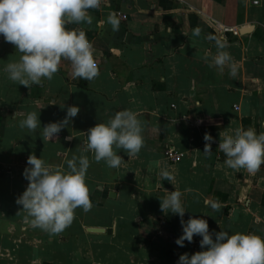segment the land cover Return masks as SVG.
I'll return each mask as SVG.
<instances>
[{
	"label": "crops",
	"instance_id": "crops-1",
	"mask_svg": "<svg viewBox=\"0 0 264 264\" xmlns=\"http://www.w3.org/2000/svg\"><path fill=\"white\" fill-rule=\"evenodd\" d=\"M111 11L120 17L117 32L96 26ZM89 12L92 24L66 27L84 30L96 49L100 74L90 81L73 77L71 61L62 58L51 80L19 85L4 69L21 53L0 35V264H177L181 254L202 250V237L176 244L181 218L160 206L175 188L183 193L185 221L207 219L213 234L264 236V164L255 173L232 169L216 143L237 127L264 132V0H110ZM209 34L226 38L235 77L203 58L217 52ZM72 105L79 113L44 139L42 127L62 121ZM124 109L138 112L144 145L138 154L115 149L123 160L111 168L83 146L90 127ZM31 111L41 121L35 131L19 127ZM206 143L211 153L203 152ZM168 148L182 152V160L170 162ZM82 153L90 160L92 209L77 208L59 234L33 227L16 203L28 184L29 155L66 168ZM155 161L173 172L172 183L158 175Z\"/></svg>",
	"mask_w": 264,
	"mask_h": 264
},
{
	"label": "clouds",
	"instance_id": "clouds-1",
	"mask_svg": "<svg viewBox=\"0 0 264 264\" xmlns=\"http://www.w3.org/2000/svg\"><path fill=\"white\" fill-rule=\"evenodd\" d=\"M109 4L110 0H0V35L21 53L18 61L7 63L4 71L8 73V78L26 87L41 83L43 78L51 80L59 70L62 58L71 61L73 77L86 81L98 77L100 70L96 49L88 40L86 32L69 29L66 25H90L94 17L89 9ZM120 23L119 15L111 11L105 19L96 21V26L104 28L110 25L111 30L117 32ZM192 31L196 37L202 33L199 26ZM205 38L214 40L217 48L216 54L210 59L205 53V61L220 71L227 66L230 75L235 77L238 65L226 50V38L211 34ZM79 111L78 105L68 106L62 121L50 122L42 127V137L52 140ZM19 127L31 131L40 128L37 112L27 113L19 121ZM142 130L137 111H117L106 123L98 122L87 130L83 152L90 151L94 153L96 162L103 160L107 166L118 168L123 158L115 149L138 154L144 145ZM220 136L222 139L218 149L226 155L225 164L228 167L255 173L264 164V132L257 133L254 127H237L230 132H221ZM72 138L65 137L66 140ZM204 140L212 141L213 137L205 133ZM203 152L211 153L210 143L205 144ZM66 164V168L56 166L47 163L41 156L29 155L23 172L28 184L16 199V203L22 205V210L27 213L25 218H31L33 227L53 235L63 232L72 224L77 208L88 212L93 207L86 183L89 157L83 153L73 155ZM154 164L160 169L158 175L172 183L175 177L169 167H161L160 161ZM166 193L160 199L161 210L178 214L181 218L182 235L176 239V244L184 246L185 241H193L194 235L202 237L199 241L202 250L191 255L181 254L177 264H264V236L224 229L213 234L209 231L207 219L191 216L187 221L184 220L186 209L179 188ZM211 207L219 210L221 206L214 203Z\"/></svg>",
	"mask_w": 264,
	"mask_h": 264
},
{
	"label": "built area",
	"instance_id": "built-area-1",
	"mask_svg": "<svg viewBox=\"0 0 264 264\" xmlns=\"http://www.w3.org/2000/svg\"><path fill=\"white\" fill-rule=\"evenodd\" d=\"M123 19H127L126 15H122L121 16ZM91 42V41H90ZM92 43V42H91ZM98 63V62H97ZM98 67H99V63H98ZM219 146V143L216 142ZM221 153H223L222 151H220ZM165 156L167 157V159L172 162V163H178L182 160L184 154L182 152H179L177 150H175L174 148H168L165 150Z\"/></svg>",
	"mask_w": 264,
	"mask_h": 264
}]
</instances>
